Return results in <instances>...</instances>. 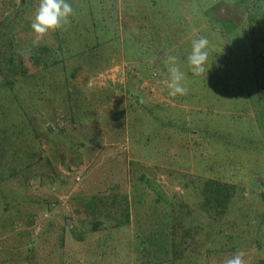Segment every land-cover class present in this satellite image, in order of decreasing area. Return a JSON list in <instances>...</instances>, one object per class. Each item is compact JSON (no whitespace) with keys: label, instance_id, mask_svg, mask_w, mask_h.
Wrapping results in <instances>:
<instances>
[{"label":"rangeland","instance_id":"374dc122","mask_svg":"<svg viewBox=\"0 0 264 264\" xmlns=\"http://www.w3.org/2000/svg\"><path fill=\"white\" fill-rule=\"evenodd\" d=\"M67 2L0 0V264H264V0Z\"/></svg>","mask_w":264,"mask_h":264},{"label":"clouds","instance_id":"9594fccd","mask_svg":"<svg viewBox=\"0 0 264 264\" xmlns=\"http://www.w3.org/2000/svg\"><path fill=\"white\" fill-rule=\"evenodd\" d=\"M72 15H74V10L67 0H40L35 18L31 23V29L35 35V43L39 44V41L49 31H56L70 24V17ZM208 45L209 40L206 37L192 41L191 52L187 56V64L195 76L203 75L206 71L208 73L211 68L206 69L209 58ZM165 65L169 76L166 81L169 96L186 95L187 88L182 84L184 73L180 70L177 57L172 55L167 56ZM219 66L217 63V67ZM245 255L244 251L238 250L229 258H226L223 264H246Z\"/></svg>","mask_w":264,"mask_h":264},{"label":"trees","instance_id":"16d2710c","mask_svg":"<svg viewBox=\"0 0 264 264\" xmlns=\"http://www.w3.org/2000/svg\"><path fill=\"white\" fill-rule=\"evenodd\" d=\"M13 84L11 83L9 86H12ZM31 245V244H30Z\"/></svg>","mask_w":264,"mask_h":264}]
</instances>
